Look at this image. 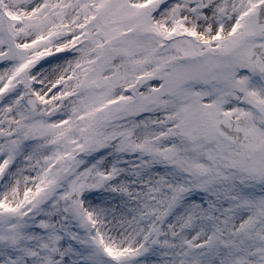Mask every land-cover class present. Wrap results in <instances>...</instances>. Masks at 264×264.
Returning <instances> with one entry per match:
<instances>
[{
	"label": "snow or ice",
	"instance_id": "obj_1",
	"mask_svg": "<svg viewBox=\"0 0 264 264\" xmlns=\"http://www.w3.org/2000/svg\"><path fill=\"white\" fill-rule=\"evenodd\" d=\"M0 264H264V0H0Z\"/></svg>",
	"mask_w": 264,
	"mask_h": 264
}]
</instances>
